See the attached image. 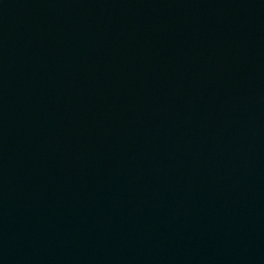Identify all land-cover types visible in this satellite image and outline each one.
<instances>
[{"label":"water","instance_id":"1","mask_svg":"<svg viewBox=\"0 0 264 264\" xmlns=\"http://www.w3.org/2000/svg\"><path fill=\"white\" fill-rule=\"evenodd\" d=\"M0 264H264V0H0Z\"/></svg>","mask_w":264,"mask_h":264}]
</instances>
